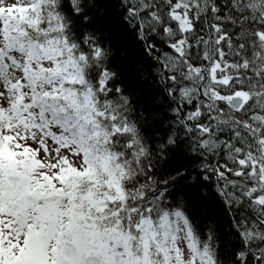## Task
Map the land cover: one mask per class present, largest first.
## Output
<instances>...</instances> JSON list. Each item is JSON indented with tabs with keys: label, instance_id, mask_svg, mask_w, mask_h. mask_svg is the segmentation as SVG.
<instances>
[{
	"label": "snow or ice",
	"instance_id": "6c2138e0",
	"mask_svg": "<svg viewBox=\"0 0 264 264\" xmlns=\"http://www.w3.org/2000/svg\"><path fill=\"white\" fill-rule=\"evenodd\" d=\"M0 264H264V0H0Z\"/></svg>",
	"mask_w": 264,
	"mask_h": 264
}]
</instances>
